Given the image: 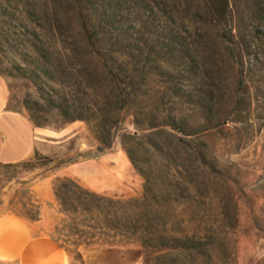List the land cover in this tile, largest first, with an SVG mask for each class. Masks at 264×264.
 Segmentation results:
<instances>
[{
	"label": "rangeland",
	"instance_id": "1",
	"mask_svg": "<svg viewBox=\"0 0 264 264\" xmlns=\"http://www.w3.org/2000/svg\"><path fill=\"white\" fill-rule=\"evenodd\" d=\"M205 1L168 0L174 16L161 22L141 9L143 0H120L106 16H89L90 27L85 29L73 0H0V70L10 86V106L34 114L48 127H66L63 155L51 166L71 160L51 170L47 166L31 170V165L23 163L0 166V214L18 215L33 224L34 235L57 239L66 250V264H166L172 258L187 264H264V0H231L242 35L255 31L254 38H247L252 40L253 60L243 74L230 50L223 49L228 45L219 44L225 29L204 21ZM219 1L211 0L215 7ZM31 43L50 51L48 60L57 67L59 78L67 85L75 84L79 94L93 92L88 86L96 84L104 61L135 64L144 77L149 76L139 90L135 113H123L111 148L100 151L104 147L85 121L65 123L41 97L40 89L16 72L17 62L34 57ZM187 51L191 59H186ZM46 83L44 96L50 89ZM36 100L46 111L38 110ZM26 102L34 104L31 111ZM164 113L180 128L174 147L179 164L188 170L187 177L200 187L188 200L198 218L213 225L211 249L171 250L164 257L138 243L74 244L67 237V217L55 195L56 179L69 176L111 197H141L144 178L131 161L132 175L121 184L113 182L114 175L120 179L122 174L121 152L127 155L121 137L124 132H138L143 148H149L150 139L164 141L162 130H149ZM136 118L140 128L134 123ZM210 124L216 126L195 136L185 134ZM204 140L213 150L209 160L215 170L201 165L194 149ZM139 152L146 156L144 150ZM90 182L109 188L95 190ZM208 186L217 190L212 206L206 197Z\"/></svg>",
	"mask_w": 264,
	"mask_h": 264
},
{
	"label": "trees",
	"instance_id": "2",
	"mask_svg": "<svg viewBox=\"0 0 264 264\" xmlns=\"http://www.w3.org/2000/svg\"><path fill=\"white\" fill-rule=\"evenodd\" d=\"M73 1L85 29H89L91 23L89 16L95 15L97 18L106 16L109 11H114L115 3H119L120 0ZM141 5L145 13H152L155 21L162 22L163 19L170 21L169 19L174 16L168 0H143ZM204 6L202 14L204 21L210 26L225 29L224 38L221 37L219 44L228 45L223 49L225 48L227 52L230 50V54L239 64V72L243 74L248 62L251 64L253 60L254 54L250 50L253 44L248 37L254 38L255 31H249L246 36L242 35L231 0H220L216 7L211 0H206ZM200 9H202L201 6ZM34 33L38 34L37 30H34ZM30 49L34 57L30 60L24 59V62H17L16 72L30 79L40 89L41 97L48 102L51 110L61 114L65 123L76 120L85 121L96 134L99 143L103 145L104 149L100 148V151L111 148L121 130L123 113L126 111L130 114L135 113L133 109L140 97L139 90L146 84L149 76L144 77V73L135 64H123L118 61L117 65H111L104 61L99 68L96 84L88 86L93 92L79 94L75 84L67 85L59 78L57 67L48 60L50 54L48 49L37 43H31ZM100 51L97 53L104 59ZM185 57L191 59L192 55L187 51ZM149 62L146 57L145 63ZM114 69L118 71H113ZM0 74L5 76L1 70ZM46 82L50 85L48 96H44ZM56 85L61 88H57ZM34 103L41 107L38 108L40 112L46 111L40 102L36 100ZM25 105L31 111L34 104L26 102ZM29 117L37 126H49L47 122L41 121L34 114H30ZM161 117L157 124L150 126L149 130H162L164 141L150 139L146 142L149 148H143V137L138 132L132 134L124 132L121 137L123 149L134 168L144 178V192L141 197H111L90 190L69 176L56 179L55 195L62 212L67 217L65 219V227L69 231L67 237L74 244L138 243L146 251L164 253L159 255L164 257L171 255L169 253L171 250L200 252L204 251L203 249L207 251L211 249L215 235L213 225L210 221L198 218V213L189 205L188 200L193 192L200 191V187L197 189V186L187 177L188 170L179 164L178 151L174 147L177 136L175 132L179 133L180 128L168 120L170 115L164 113ZM134 123L140 128L137 118ZM215 126L216 124L202 128L193 127L185 134L195 136ZM195 141L192 140V142ZM200 144L199 148L194 147V149L197 151L201 165L215 170V164L209 160L213 153L210 143L204 140L200 141ZM142 150L146 153L145 157L139 154ZM38 159H41L43 163H35ZM70 162L71 160L61 161L51 166L56 163V159L36 151L28 160L16 163L0 162V166L23 163L31 165L29 166L31 170L46 166L48 170H51ZM208 187L206 197L210 200L209 205L212 206L217 190L215 187ZM172 259V262L166 264H187L180 259Z\"/></svg>",
	"mask_w": 264,
	"mask_h": 264
},
{
	"label": "crops",
	"instance_id": "3",
	"mask_svg": "<svg viewBox=\"0 0 264 264\" xmlns=\"http://www.w3.org/2000/svg\"><path fill=\"white\" fill-rule=\"evenodd\" d=\"M10 86L0 74V162L16 163L28 160L36 151L53 158L62 157L67 128L37 126L25 112L10 107ZM122 174L114 175L113 182H125L130 171V160L123 151ZM105 155V154H104ZM132 165V164H131ZM90 187L105 190L109 187ZM0 261L17 264H66L67 253L62 244L48 234H33V224L11 214H0Z\"/></svg>",
	"mask_w": 264,
	"mask_h": 264
}]
</instances>
